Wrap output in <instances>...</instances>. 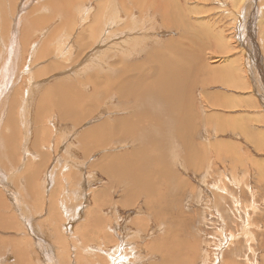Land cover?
Segmentation results:
<instances>
[{"label":"rangeland","instance_id":"obj_1","mask_svg":"<svg viewBox=\"0 0 264 264\" xmlns=\"http://www.w3.org/2000/svg\"><path fill=\"white\" fill-rule=\"evenodd\" d=\"M170 1L173 2V5H175L174 2L179 3L178 0ZM186 1L193 2L192 0ZM225 1V4H221L217 0L207 1L208 3L206 1L198 3L194 2V4L189 5L190 8L196 11H192L194 16L192 15L193 13L190 12V8H183L180 6L183 13L187 12V18L192 16L194 21L198 19L196 20L197 24L193 25L197 31H200L201 29V36H199L201 40L199 41L200 43L202 42L205 44L206 50L202 48L204 52L201 47H199L201 45L199 43V45L195 44L198 47L194 45L196 48L187 47L186 50L188 51L185 53L180 50V52H182L181 54L177 51V54L174 52L172 56V51L169 49L170 47L172 48V45H175L174 42H178L182 38L181 34L183 35L184 27L187 26H185V24L165 26L164 22L166 21V18L169 19L170 15H166L165 11L159 7L156 8L157 16L155 18L150 15L153 14L152 9L147 14V17L151 16L153 18L154 24L155 22L158 24L156 30L154 24L151 29L153 37L149 36L148 38L150 29L147 24H143L142 28L144 29L141 34L142 41L138 45H126L128 47L126 54L131 55V62L142 61L145 63L152 59V54H155L158 59L157 62L159 63V67L161 64L163 68H160L162 73L168 72V66H170L169 68H172L173 64L177 62L179 63L178 65L181 66V62L183 60L186 61L187 58L186 56H184L186 58L182 57L183 54L186 55L188 53V57H191L187 58V60L194 64L189 66V69L186 70L187 73L182 76V81L188 86L186 87L190 88V92L193 90L191 96L187 97L186 93L185 95H182V97H185L188 101L192 100L193 106L195 107V110L193 109V111H190L192 115L191 123L179 124V127L183 128L187 133L189 141L182 136L183 131L182 133L179 131V135L173 137V143L170 145V148H173L171 150L173 152H171L173 158H171V156L169 157V154L163 156L165 160H167L166 162H169L165 167V169L169 168V173L166 176L163 175L162 178L159 177L160 183L157 184L155 194L152 196L148 194V190L153 189L151 178L153 174L148 176L147 179H142L140 184V180H137L136 178L123 176L115 179L112 173L106 171V166L112 161L111 154L109 153H112L115 149L114 153L119 151L124 154H127L128 152L130 153L134 145L138 144V140L123 141V137H119L117 141L112 142L113 144L107 143L104 146H98L92 141H86L84 139V129L87 127H93L94 124L99 123V121L103 119L102 117H104V114L99 111H97L99 113L96 112L93 116H89L88 119L83 122V125H79L81 127L80 130L69 135L71 137L59 140L57 138L59 135L56 132L69 129L71 125H77L76 117L65 111V104L61 101L54 102L50 109H40L39 102H37L50 92L49 87L54 82V74H59L61 70L64 71V74H68V60L79 65L90 51L96 52L106 49V52L109 55L105 57L107 58L106 61L103 60V62L105 61L104 64L106 67L109 68L113 65V67H115L116 64H119L117 67H121L123 62L121 63L119 60H121L123 54H121L122 52H118V50V53H116V51L113 50L114 47H112V43L115 41L117 43L122 41V38L119 37L117 32L127 33L128 30L131 31L127 26L128 22L130 24L131 21L130 15L132 10H134L132 18L137 20L140 24L143 16L139 11V5L132 0H127L118 4L117 10L120 12H118V21L112 23V26L110 25L109 28L106 26L107 31H115L116 33H114L108 40H105L104 38H98L96 40L95 38H97V36L95 35L94 39L96 41L91 40L88 42L86 41L88 39L85 38L86 40H81L80 34L77 36L75 33L74 39L67 43L63 41L61 42L60 39L62 40L66 35L71 36L72 34L69 25L64 24L58 26L61 25L60 23L54 25L53 22L43 20V17L42 24H34L31 31L27 34L24 33L25 36L31 40V44L25 46L28 49L35 51L36 56L34 62L31 64L29 62L30 50L24 59L23 65L19 68L21 72L20 77L19 79L16 78L14 84L15 91H18L19 89L29 90L35 87L36 83L39 81H49L37 92L34 104L35 109L31 111H28L27 106L22 102V97L19 95L21 100V110L24 115L21 114L17 117H12L14 120L13 126H17L18 121L23 123L24 127L33 124V129L30 127L32 131L30 134L31 141L35 140L34 135L36 134L35 131H37L34 129V121L37 122V125L41 128V132L46 136V138L43 137L42 143L40 141V146L38 148L33 146L30 142V145H32L30 148L33 150L32 152L34 154L37 153V156L34 155L33 157V153L31 152L32 155L31 153L28 155V160H26L22 167L25 169L30 165L31 167L38 166L43 164L49 157L48 167L44 170V173L41 172L42 174L39 176V178L42 175L46 177L48 184H50L52 180L59 179L57 170L54 166H57V168L60 167L61 174L64 176L63 179L65 180L68 178V173L72 172V175L75 173L80 177V181L83 179V176L89 181V183H85V187H82L83 182L76 185L74 183L75 178L70 177L68 178L71 185L70 188L74 190L78 197L76 196L75 199L71 198V196H68L66 193L67 190H63L61 193L63 196L67 195L69 197L71 205L74 204V206L76 208L79 207L80 210L84 209L81 210V213L86 215L84 219L80 218L81 220H70L69 224H73V226L75 225L76 227L79 226V224H84L85 229L89 227L90 224H94L91 233L101 237L98 245L95 242H90L94 247H98L99 252L103 256L102 258L98 257L95 259L93 264H109L111 262L119 264L120 262H124V254H128L129 250L130 255H126L129 264H134V262L135 264H151L152 261L160 264L161 261H159L160 259L158 255L153 256V258H147L149 244L153 243L157 237L173 240V229L177 227H179L177 231L181 233L180 240L177 241V244L182 249V253L173 257L169 254L171 251H168L169 253H165L163 250L160 251L163 255L162 257L165 258L164 264H264V106L261 104V102L264 103V100L261 101L256 94V91H254L256 87L253 85L255 83L252 76L255 74L251 73V70H249L247 49L236 37V39L232 37L233 35L236 36V32L232 31L233 29L231 26L229 27L228 23L230 24L229 18L232 17V14H235L232 13L233 8L231 7V11L226 10L224 7L225 10H218L221 5H224L225 7L232 5L230 0ZM98 3L99 2L96 0L93 4L91 10L93 16L88 15V17H85L87 20L85 25L87 27L103 28V26H98V23L104 25L103 21L106 18L102 17L98 23H95L100 17L94 15L98 9ZM164 3L165 0H161V5ZM195 4L198 6H204L205 9L196 7ZM207 7L210 8L208 9ZM198 13H201L200 15H202V13L206 14L205 16L209 19V22L215 19V24L213 23L214 27L217 26V30H224L227 39L232 37V43L226 46L223 50H219V42L214 35L208 34L207 36V34H205L203 38L202 33L207 32L208 29L204 30L202 23L204 21H202L203 19L201 16H198ZM187 18H185V20ZM212 18L214 19L212 20ZM147 19L148 18L145 19V23H147ZM162 25H164V31L160 30ZM199 25L203 27H200ZM38 26H43V28L48 27L49 30H52V35H56V38L49 40L51 34H45L41 29H38ZM173 28L175 29L173 30ZM37 34L40 37L35 36ZM263 36L264 35L262 34V38ZM203 39H205V41ZM83 40L86 42L83 43ZM213 40H215V42L211 43ZM207 42L210 45H208ZM215 43L217 47L214 45ZM180 44H182V42ZM211 45H213V47ZM109 46L110 48L108 51ZM261 47V53L263 52L261 55L264 57L263 42H261ZM166 48L168 49L166 50ZM199 48L200 51L198 50ZM242 53L244 54L242 55ZM164 54H166L167 58L164 57ZM193 54L197 56V59L195 56L193 57ZM204 54H206V59L204 58L201 60L199 57ZM41 55L44 56L42 57ZM37 56L39 58H37ZM174 56L175 58H172ZM167 59L168 62L164 61ZM171 59H173V61H171ZM189 62L187 63L189 64ZM167 63L168 66L165 68L163 65H167ZM150 64L151 62L146 63L148 66L144 74L151 71L152 77L156 74L159 75L161 72L158 71L160 70H150ZM206 65L208 66L206 67ZM199 67H203V73L200 72L201 68ZM214 67L216 69H213ZM237 67L240 68L237 69ZM242 69L244 70L242 71ZM226 70L227 74L225 76L228 75V80L225 79V81L227 84L217 82L219 79L224 78L223 73H226ZM237 71L241 73H236ZM244 74L248 79L242 77L243 80H241L239 76ZM82 75L84 77L93 76L86 72H82ZM135 75L137 74L134 73L133 78ZM67 77L71 78V83L74 82L78 84V82L75 81L76 78L72 76ZM129 78L130 76L127 79ZM78 79H81V77H78ZM6 80H11V75H8ZM83 80L87 81L88 78H83ZM164 80V83L169 87L167 82H170V80L167 78ZM237 81H242L243 83L249 81L251 86L242 88L237 85L239 84V82L236 83ZM177 84L178 83L175 85ZM68 85L67 82L62 83L64 88H67ZM7 86L9 87V95H11L13 89V87H11V82ZM90 86L91 88L87 89L89 92H92L91 95L97 96L101 94L99 90L102 89H95L92 85ZM114 91L115 94L118 92L117 89ZM186 92H188V89H186ZM25 95H27V93ZM217 97L220 98L222 104L219 106H213L212 99ZM180 105L182 110L178 109V111H176L173 103V108L171 110L162 108L161 112L168 118L173 114V118L178 122H183L184 118L185 120L190 119L188 109L184 108L183 98H181ZM179 111H183V113H179ZM145 112H147V110H145ZM213 112H219V114H212L213 117L209 124L207 115ZM184 113L187 114V117H185ZM98 117H101V119L97 120ZM28 121L31 123H28ZM218 121L222 123L221 127L218 125ZM237 123L240 126L235 127ZM176 125L177 122H175V125L173 124V127ZM192 127L195 129H192ZM225 128H227V130ZM17 129L18 128L15 129L16 132ZM20 130L22 132V140L20 143L22 146L25 139L23 134L25 128H21ZM144 133H147L148 136L155 135L153 136L155 143L151 148L152 150L154 149L151 153L152 157H150L151 155L149 156L151 159L148 158L146 163H142L138 160L132 163V167L130 166L133 169V172H138V177L147 175V172H145L147 167L157 166V170L161 169L159 164L163 166V161L159 159L161 157V150L160 148H157L159 146V143L157 142L169 139L167 133H163L160 137H156L158 131L148 127L140 134ZM10 135L15 139L14 142L19 140V136L16 139V135L11 133ZM79 135H81V138ZM182 139L184 143L185 141L187 142L185 143L186 145L190 144L191 151L195 149L197 150V154H195V158L193 157L194 161L192 162L190 161L191 155H189L188 145L186 147L182 143ZM192 142L193 145L191 144ZM38 143L39 142H37L36 145H38ZM2 144L3 141L0 138V145L2 146ZM115 145L119 146L117 148L115 147V149L110 152H105ZM21 146L19 145L18 148L20 149ZM12 148L15 150V145H13ZM65 148H69V150L74 152L71 151V153L69 152V154H65L66 157L63 158ZM19 149L17 150L18 154L23 156L24 152L22 151V148ZM165 149L167 148H164L163 151H165ZM85 150L86 152L87 150L91 151H88L90 153L85 155ZM186 151H188V154L185 153ZM46 153H48V157L46 155H41ZM69 159H72V161H69V167H67L66 160ZM15 161H17V158H15ZM73 161L77 162L78 165ZM133 161L134 160H132V162ZM121 164L122 162H118V165ZM62 169H66L65 172ZM19 170L20 165L13 170L14 175H12V170L9 171L8 174L12 175L13 178H18L22 176L20 175L22 172H19ZM15 172H17L18 175ZM30 177L34 176L30 175L28 171L25 172V181H28ZM4 185V196L10 199H16V197L23 194L22 188H16L15 191L12 192V182L10 181L5 182ZM52 185L53 184L51 183L50 186ZM82 188L83 191H80L79 189ZM41 192H46V190L41 188ZM47 192L49 194L47 198H51L50 188L47 189ZM178 193H181L182 195H179ZM76 198L78 199L77 202L79 204L76 202ZM57 199H61V197L58 196ZM45 202L42 199L44 207H47L48 209L50 201L48 200ZM84 204L86 207L83 206ZM43 216L45 215L43 214ZM65 216L66 215H63V220L61 219L62 222L67 220V222H69L68 216ZM247 220L252 222V224L249 223L250 226L247 225ZM79 221L84 222L82 223ZM174 223L181 225L179 226ZM173 224L175 226H173ZM47 226L53 229L55 225H53L52 222H47L46 224L44 223L43 228H47ZM144 229H147L145 232L146 234L142 233V230ZM2 230L3 228L0 227L1 232ZM83 232L84 230L79 234H74L75 236H72L69 232L64 233V235H67L64 239L65 241H69V245L72 240H80L81 245H85V249H81V252L83 253L81 256L86 253V250L87 253H90L88 251L91 249L88 247L89 242L86 244L82 243L81 238ZM18 235H21V233L18 232ZM0 237H2V241H4L3 244L8 245L7 239L4 235H0ZM130 238L131 246L129 248ZM171 242L172 241L166 242L165 249L170 250L169 247L172 244ZM59 243L60 242L58 241H53L56 252H58V250L63 251L64 249H69V246L68 248H65L68 244L63 242L65 247L61 248L62 245H60V247ZM72 252L74 251L72 250ZM87 253L85 256H89ZM136 255H141L143 259L140 260ZM77 256H79L78 253ZM134 257H136L139 262H137ZM63 259L65 258L63 257Z\"/></svg>","mask_w":264,"mask_h":264},{"label":"bare ground","instance_id":"obj_2","mask_svg":"<svg viewBox=\"0 0 264 264\" xmlns=\"http://www.w3.org/2000/svg\"><path fill=\"white\" fill-rule=\"evenodd\" d=\"M95 1L96 0H0V138L3 141L2 146L0 145V227L3 228L2 232L0 231V235H4V237L7 239L8 242V245H4L3 244L4 241H2V237H0V264H93V261L95 259H97L98 257L99 258L103 257L99 252L98 247H94L93 244H90V242H95L98 245L99 239L101 238L98 237L96 234L91 233V230L94 228V224H90L89 227H87L86 229L84 227V224L82 225L79 224V226L77 227L75 225L74 227L73 224L72 225L69 224L70 220L73 219L72 221L74 220L76 221V219L77 220L80 218L84 219L86 215H83L81 213V210L84 209L80 210L79 207L76 208L74 204L73 205L70 204L71 201H69L70 199L68 196H71V198L75 199L77 194L74 192V190H72V188H70L71 185L68 181V178L74 177L75 178L74 183L76 185L83 182L82 187L83 186L85 187L86 185L85 183H89V181H87V179H85L84 176L83 179L80 181V177L75 173H73L72 175V172L68 173V178L67 180H65L63 179L64 176L61 174L60 167L57 168V166H54V168H56L57 170L59 179L52 180L51 183L53 185L50 186L51 183L49 182L50 184H48L47 182L48 180L46 177L42 175L39 178V176L42 174L41 172L44 173V170L49 165L48 162L49 157L47 156L48 153L41 154V155H46L48 157L43 164H40L35 167H31V165L29 167L26 166L27 168L24 169V167L22 166L25 164L26 160H28V155H30V153L33 151L31 150L30 146L33 145L38 148L40 146V141L42 143L43 137L46 138V136L41 132V128L39 125H37V122L34 121L33 122L34 129L37 130L35 131L36 134L34 135L35 136L34 141L36 142L31 141L30 134L32 132L31 128L33 129L32 126L33 124L32 125L29 124L26 127H24L23 123L18 121L17 126H13L14 120L12 118L13 116L17 117L18 115L21 114L24 115V113L21 110V100L19 95L22 97V102L24 105L27 106L28 111H31L35 109L34 104H35V98L37 96V92L42 86H45V84L49 81V80L39 81L38 83H36L35 87L29 90H22L18 88L19 90L15 91L14 84L16 78L19 79L21 74L19 68L20 66L23 65L24 59L31 50L25 46L31 44L30 38H27L25 34H27L29 31L33 29L34 24H38V23L42 24L43 20H47L53 22L54 25H58L60 23L61 25L58 26H62L64 24L69 25L72 34L71 36L66 35L65 37L62 38V40L60 39L61 42L63 41L67 43L68 41L74 39L75 33L77 34V36L78 34H80L81 40L88 39L86 40L88 42L95 39L97 40L98 38H104L105 40H108L116 32L107 31L106 26L109 28V26L112 23H116L118 21V17L120 13L117 10L118 4L125 2L127 0H97L99 2L97 4L98 9L96 10V13L94 15L96 17L98 16L100 17L97 19L95 23H98V21H100L102 17L106 19L104 21L102 20L104 25L98 23V26H103V28H95V27L90 28L85 25V22L87 21L85 17H88V15H92L91 10ZM132 1L136 2V4L139 5V11L143 16V19L140 21L139 24L137 20L132 18V14L134 12V10H132V13L130 15L131 21L130 24L128 22V26H127L128 29H131V31L128 30L127 33L117 32L119 34V37L122 38V41H120L119 43L113 41L114 43H112L113 44L112 47H114L113 50L116 51V53L122 52L121 54H123L121 58L122 61L119 60L121 63L123 62L122 66L117 67L119 64H116L115 67H113L114 65L109 68L106 67L104 62L106 61L107 58L105 57L109 56L106 52V49L99 50L96 52L90 51V53L87 54L85 59L81 63H79V65L74 62H71V60H68L67 61V66L69 67L68 74H64V71L62 70L60 71L59 74H54L53 76L54 82L49 87L50 92L47 93L45 96H43L40 99V101L37 102H39L40 109H50L54 102L61 101L62 103L65 104L64 106L65 111L76 117L77 125L74 124L71 125L69 129H65L61 132L60 131L56 132L59 135L57 136L59 140L62 138L66 139L68 137H71L69 135H72L73 132H77L78 130H80L81 127L79 125H83V122L86 121L89 116H93L97 111L102 112L104 114V117H102L103 119H101V117H98L97 120L101 119L99 123L94 124L93 127L90 128L87 127L86 129H84V139L86 141H90V142L92 141L98 146H104L107 143H112L117 141L119 137H123V141L124 140L132 141L134 139L138 140V144L134 145L130 153L128 152L127 154H124L123 152L120 151L114 153V151L116 150L115 147L117 148L119 145L112 146L107 151H105V152H110L113 149H115L114 151H112V153H109L111 154L112 161L106 166V171L108 173H112L115 179L126 176L128 178H136L137 180H140V184L142 179H147L148 176H151L153 174V176H151L153 189L148 190V194L152 196L155 194L157 184L160 183L159 177L162 178L163 175L166 176L169 173V168L165 169L166 164L169 162H166L167 160H165L163 156L165 154H169V157L171 156V158H173L172 156L173 152L171 151L173 148L172 149L170 148V145L173 143V137L179 135L178 133L179 131L181 133L183 131L182 136H184V138L188 140L187 133L183 128L179 127V124L191 123L192 115L190 111H193V109L195 110V107L193 106L192 100L188 101L185 97H182V95H185L186 93H187V97L191 96L192 95L191 92L193 91L192 90L190 92V88H187L188 86L184 84V82L182 81V76L187 73L186 70L189 69V66L194 64H192L191 62H189V60H187V58L191 57V56L188 57L189 55L188 53L186 55L183 54L182 57L186 56L187 58L186 57L184 58H186V61L189 62V64L185 60H183L181 62V66H179L178 65L179 63L176 60H174L177 63L174 62L175 64H173L172 68H169L170 66H168V63L167 65L162 64L165 68L166 66H168V70H169L168 72L162 73V71L160 70L162 66L160 64L159 67V63L157 62L158 59L155 54H152L151 57L152 59L150 61H146L145 63L142 61L131 62L132 61L131 55L126 54V51L128 50L127 46H130L131 44L138 45L142 41L141 34L144 29L142 28L143 24H147L150 29L148 38L149 36L153 37V35L151 34V29L154 24L153 18L157 16L156 8L159 7L160 9L165 11L166 15H170L169 19L166 18V21L164 22L165 26L168 25L173 26L174 24L177 25L185 24V26H187L184 27V31L182 29L183 31V35L181 34L182 38L178 42H174L175 45H172V48L170 47L169 49L172 51L171 52L172 56L174 52H176L177 54V51L180 52V50L184 51L185 53L186 51H188L186 50L187 47L192 48L196 46L195 44L199 45L200 43L199 40H201L199 38V36H201L200 35L201 29L200 31H197L196 28H194V25L197 24L196 20L198 19L194 21L192 16L189 17L190 19L187 18L188 17L187 12L183 13L180 6H182L183 8H190L189 5L194 4V2L197 3L204 1L209 2L212 0H192L193 1L192 3L186 0L185 1L178 0L181 5L176 2H174L175 5H173V2L170 0H165V3L163 5H161V0H145V1L132 0ZM217 1L221 4L226 3L225 0H217ZM230 1L232 2L233 6L231 5L229 7L227 6L225 7L224 5H221L219 6L220 9L218 10L226 8V10L231 11V7L233 8L232 13L235 14H232L231 17L232 19L229 18L230 24L228 23V25L229 27L230 26L232 27L233 32H236V36L233 35L232 37H234V39L237 38L238 41L241 42L247 49L246 52L248 55V65L250 68L249 70H251V73L255 74L252 76L253 81L255 83L253 85H255L256 87L254 91H256V94L258 95L259 99L262 101L264 100V57L261 55L263 53V52L261 53V49H262L261 42L264 43V36L262 38V34L264 35V0H230ZM195 6L200 7L202 9L204 8V6H198L197 4H195ZM151 9L153 14L150 15L153 18L151 16L147 17V14ZM190 9H191L190 12L194 11L192 8ZM198 14H199L198 16L202 17L203 19L202 21H204L202 22L204 26V30L208 29L207 32L202 33L203 38L205 34H207V36L208 34L214 35V37L219 42V46H218L219 50H223L226 46L232 43V37L231 38L229 37L227 39L224 30L222 29L217 30L216 29L217 26L214 27L215 24L214 18H212V20L214 19L213 21L209 22V19H207L205 16L206 14L203 13L202 15H200L201 13ZM192 15L194 16V13ZM146 18H148L147 23H145ZM185 18L187 19L185 20ZM157 25L158 24L155 22L154 24L155 30L157 29ZM164 25L161 26L160 30L162 31L165 30ZM38 29H41V31L44 32L45 34L46 33L51 34L49 40L56 38V35H52V30H49L48 27L43 28V26H38ZM174 29L175 28H173V30ZM95 35L97 36V38L94 37ZM35 36L40 37L38 34ZM84 40L83 43L86 42ZM203 40L205 41V39ZM181 42L182 44H180ZM213 42H215V40H213L211 43ZM216 43L214 45L217 47ZM200 44L201 45L199 47H201V49L202 48L205 49V44L202 42ZM207 44L210 45L208 42ZM211 46L213 47V45ZM109 48L110 46L108 47V51ZM167 49L168 48H166V50ZM198 50L200 51V48ZM49 53L51 54L50 51ZM181 53L182 52H180V54ZM206 54L200 55L199 58L201 60L204 58L206 59ZM243 54L244 53H242V55ZM35 56H36L35 51L31 50L29 57V62L31 64L34 62ZM175 56L172 58H175ZM194 56L195 55L193 54V57ZM164 57H166V54H164ZM195 57L197 59V56ZM37 58L39 57L37 56ZM103 60L105 61L103 62ZM164 61L168 62V59ZM171 61H173V59H171ZM148 62H151L149 66L150 70L157 71L159 69L160 71L158 72L161 73L159 75L156 74L154 77L151 76L152 74L151 71L144 74V72L147 70L148 65H146V63ZM207 66L208 65H206V67ZM199 68H201L200 72L203 73L202 72L203 67H199ZM239 68L237 67V69ZM213 69L216 68L214 67ZM227 70L225 71L226 73H223L224 78L219 79L217 82H222L227 84L225 81V79L228 80L227 79L228 75L225 76L227 74ZM243 70L244 69H242V71ZM82 72H86L87 74H92L93 76L84 77L82 75ZM134 73L137 75H135L133 78ZM236 73L240 74L241 72L237 71ZM8 75H11V80H6ZM67 76H72L76 78L75 81H77L78 84L74 82L71 83L70 81L71 78ZM129 76L130 78L127 79ZM78 77H81V79H78ZM242 77L244 79H248V77H246L245 74L239 76L241 80H243ZM83 78L85 79L88 78V80L84 81ZM166 78L170 80V82H167L169 84V87L164 83L165 81L164 79ZM10 82H11V87H13L11 95H9V87L7 86L9 85ZM63 82H67V84H69L67 88H64L62 86ZM238 82L239 84L237 85H239L242 88L251 86L249 81H245L246 83L245 82L243 83L242 81L241 82L237 81L236 83ZM176 83L178 84L175 85ZM90 85H92L93 88L95 89L96 88L102 89L99 90L101 94L97 96L91 95L92 92L88 91V89L91 88ZM113 88L114 90L117 89L118 92H116V94ZM186 89H188V92H186ZM23 92H26L27 95H25L26 93ZM181 98H183L184 101V108L188 109L190 119L185 120L184 118L183 122H178L173 118V114L169 118L166 117L164 113L162 114L161 109L166 108L168 110H171L173 108V103L176 111H178V109L182 110L180 105ZM212 102H213L212 103L213 106H219L222 104V101H220V98L218 97L212 99ZM261 104H263L264 106V103L261 102ZM145 110H147V112H145ZM180 112L183 113V111H179V113ZM212 114H219V112H213L207 115L209 124L211 123L213 117ZM184 115L185 117H187L186 113H184ZM175 122H177V125L175 126L177 129L173 127V124L175 125ZM28 123L31 122L28 121ZM218 125L221 127L222 123L218 121ZM237 126L240 125L237 123L235 127ZM147 127L158 131L156 137H160L163 133H167L169 135V139L162 140L161 142H157L159 143L158 144L159 146L157 148H160L161 150L160 153L161 157L159 156L160 157L159 159L163 161L162 163L164 167L161 164H159L161 169L158 170L156 169L157 166L147 167L146 169L147 171L145 170V172H147V175L138 177V172H133V169L131 168L133 166L132 163L138 160H140V162L142 163H146L147 159L152 157L151 153L154 150V149L152 150L151 148L152 145H154L155 143L153 139V136L155 135L148 136L147 133L140 134ZM194 127H192V129ZM16 128H18L17 132L15 131ZM21 128H25V132H26L23 133L25 139L23 141L22 146L20 144L22 140V132L20 130ZM173 128H174V134H173ZM227 128L225 129L227 130ZM10 133L16 135L15 136L16 139L19 136V140L17 142H14L15 139L11 137ZM79 137L81 138V135H79ZM181 141L186 147L188 145L189 155H191L190 161L191 162L194 161L193 157L195 158V154H197V150L195 149L191 151L190 144L186 145L185 143L187 142L185 141L184 143L183 139ZM30 142L32 143V145H30ZM37 142H39L38 145H36ZM18 144L21 146L22 151L24 152L23 156L19 155L17 152V150L19 149ZM191 144L193 145V142ZM13 145H15V150L12 148ZM164 148L167 149L163 151ZM91 150H87V152L85 150V155L87 153H90L88 151ZM71 151L72 150H69V148H65L63 152L64 154L63 158L66 157L65 154H69V152L71 153ZM185 153L188 154V151H186ZM36 154L33 153V157ZM15 158H17V161H15ZM132 160L134 161L132 162ZM69 161H72V159L66 160L67 167H69ZM118 162H122V164L118 165ZM74 163L78 165L77 162ZM19 165H20L19 172L20 171L22 172L20 174L22 176L19 175L20 177L13 178L12 176L14 175L13 170L18 168ZM66 169H62V170L65 172ZM11 170L13 172L12 175L8 174L9 171ZM27 171L30 173V175L34 177H30L28 181H25L24 177H25V172ZM7 181L12 182V188H11L12 192H14L16 188H22L23 194L21 196L16 197V199H10L4 196V190H5L4 183ZM41 188H44L46 192L47 189L50 188L51 198H47L49 196L48 192L47 193L41 192ZM63 190H67L66 193L68 194V196L67 195L66 196L68 198L65 195H64L65 197L62 195L61 192ZM79 190L83 191V188ZM178 194L180 195L181 193ZM58 196L61 197V199H57ZM42 199L44 200V202L48 200L50 201V205L48 206V209L47 207L46 208L44 207V203H42ZM77 200L78 199L76 198V202ZM83 206H85V204ZM43 214L45 216H43ZM63 215L68 216L69 222H67L68 220L62 222ZM247 221L248 224L247 223L246 224L250 226L252 222H249V220ZM47 222H52V224L55 225L53 228L54 230L51 229V227L49 226H47V228H43L44 223L46 224ZM79 222L83 223L84 221H79ZM174 224L179 226L181 225L178 223H174ZM174 224L173 226H175ZM178 229L179 227L173 229V240L157 237L153 243H150L147 249L148 257L153 258V256L158 255V257L160 258L163 256L160 253V251L162 250L165 253H169L168 251H171L169 254L173 257L180 255L182 253V249L178 246L177 241L180 240L181 233L177 231ZM83 230L84 232L82 233L81 240L82 243L84 244L89 242L88 247H90L91 249H89L88 252L90 253H87L86 250V253L89 254V256H85L86 253L83 256H81L83 254L81 252V249H85V245H81L80 240H76V241L72 240L69 245V241H65L64 239L65 236L67 237V235H64L65 232L67 233L69 232L72 236H75L74 234H79ZM146 231L147 229L146 230L144 229L142 230V233L146 234L145 233ZM18 232H20L21 235H18ZM53 241L60 242L61 244L59 243V246L62 245V247L60 246L61 248L65 247L64 243L68 244L66 245L67 247L65 248H68L69 246V249L68 250L64 249L63 251L58 250V252H56ZM169 241H172L171 242L172 244L169 247L170 250L165 249L166 242ZM130 246H131V238L129 242V248ZM72 250L74 252H72ZM77 253L79 256H77ZM124 255L125 256L130 255V250L128 254L125 253ZM136 256L139 257L141 255H136ZM63 257L65 259H63ZM109 264H118V263L111 262ZM119 264H128V263L126 261L125 263L120 262ZM151 264H157V263L152 262Z\"/></svg>","mask_w":264,"mask_h":264},{"label":"crops","instance_id":"obj_3","mask_svg":"<svg viewBox=\"0 0 264 264\" xmlns=\"http://www.w3.org/2000/svg\"><path fill=\"white\" fill-rule=\"evenodd\" d=\"M126 258V259H125ZM136 260H137V262H139V260L136 258V257H134ZM147 258H150V257H148V253H147ZM139 259L141 260V259H143L142 258V256H139ZM160 260L159 261H161V263L162 264H164V262H165V259L164 258H159ZM171 259H173V258H171ZM123 261H124V263L127 261V257L124 255V257H123ZM153 262V261H152ZM127 263L129 264V262L127 261ZM160 263V264H161ZM134 264H135V262H134ZM137 264V263H136ZM171 264H173V263H171Z\"/></svg>","mask_w":264,"mask_h":264}]
</instances>
